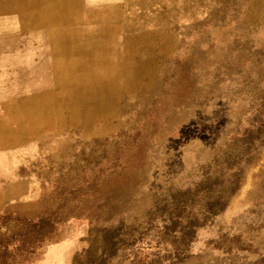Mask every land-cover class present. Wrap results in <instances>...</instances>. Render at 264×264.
Masks as SVG:
<instances>
[{
	"label": "rangeland",
	"instance_id": "rangeland-1",
	"mask_svg": "<svg viewBox=\"0 0 264 264\" xmlns=\"http://www.w3.org/2000/svg\"><path fill=\"white\" fill-rule=\"evenodd\" d=\"M13 1L0 264H264V0Z\"/></svg>",
	"mask_w": 264,
	"mask_h": 264
},
{
	"label": "trees",
	"instance_id": "trees-1",
	"mask_svg": "<svg viewBox=\"0 0 264 264\" xmlns=\"http://www.w3.org/2000/svg\"><path fill=\"white\" fill-rule=\"evenodd\" d=\"M50 223H51L50 221L47 222V220H45V219H41L37 225H38V228H39L40 230H42V229H44L46 226L50 225ZM35 226H36V225H35Z\"/></svg>",
	"mask_w": 264,
	"mask_h": 264
},
{
	"label": "bare ground",
	"instance_id": "bare-ground-1",
	"mask_svg": "<svg viewBox=\"0 0 264 264\" xmlns=\"http://www.w3.org/2000/svg\"><path fill=\"white\" fill-rule=\"evenodd\" d=\"M9 4H11V3H16L15 4V6L18 4V2L19 1H13V0H9ZM5 3V2H4ZM6 4V3H5ZM9 4H7V5H9ZM7 8V6L6 5H3V6H0V9H6ZM1 135H5V132H3V133H0V137H1Z\"/></svg>",
	"mask_w": 264,
	"mask_h": 264
}]
</instances>
